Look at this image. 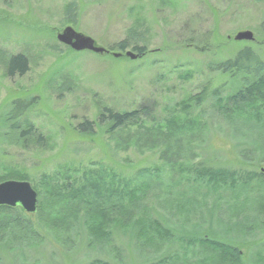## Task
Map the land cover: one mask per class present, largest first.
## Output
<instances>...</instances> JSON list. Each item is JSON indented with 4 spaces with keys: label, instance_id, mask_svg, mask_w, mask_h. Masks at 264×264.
I'll list each match as a JSON object with an SVG mask.
<instances>
[{
    "label": "rangeland",
    "instance_id": "374dc122",
    "mask_svg": "<svg viewBox=\"0 0 264 264\" xmlns=\"http://www.w3.org/2000/svg\"><path fill=\"white\" fill-rule=\"evenodd\" d=\"M67 27L110 53L94 55L62 45L57 35ZM244 31L253 40H234ZM125 38L145 47L144 55L135 60L113 57L126 53L116 48ZM246 48L264 64V0H0V178L26 177L37 193L38 207L42 203L45 209L42 221L39 208L35 214L19 209L32 228L30 236L42 245L25 247L20 256L14 250L17 241L7 242L10 236L2 234L0 264H90L97 259L105 264H155L163 258L168 243L135 248L117 228L112 229L111 247L92 248L79 226L81 212L75 220L68 218L66 229L62 216H54L60 207L46 209L60 195L51 192L56 174L71 172L75 188L102 176L108 184L105 188L101 183L102 188L126 194V185L131 186L139 171L157 168L165 187L150 189L146 208L153 207L155 216L170 219L176 229L202 225V214L190 210L193 202H181L190 195L189 170L206 166L237 174L264 168V160L257 166L256 159L238 155L233 142L241 135L215 112L213 97L200 107L189 101L205 86L221 98L230 93L231 74L213 68ZM126 51L136 54L132 46ZM19 54L28 59L29 69L10 77L8 59ZM106 109L139 117L112 134L108 121L100 118ZM21 117L33 128L20 138ZM171 119L201 128L171 133L166 130ZM87 121L91 132L79 129ZM112 180L116 185L111 188ZM61 182L68 183L64 178ZM204 194L205 189L197 190V200ZM218 196L221 217L228 200ZM215 198L211 194L204 200L211 205ZM141 215L138 211L135 216ZM208 215L206 211L205 222ZM7 218L0 214V222ZM47 219L56 224L49 225ZM258 219V228L250 222L244 243H233L241 249L242 264L254 261L250 251L264 256V216ZM199 258L188 255V263Z\"/></svg>",
    "mask_w": 264,
    "mask_h": 264
},
{
    "label": "trees",
    "instance_id": "16d2710c",
    "mask_svg": "<svg viewBox=\"0 0 264 264\" xmlns=\"http://www.w3.org/2000/svg\"><path fill=\"white\" fill-rule=\"evenodd\" d=\"M130 41L132 42L130 38H125L116 43V48L120 52H126L132 46V50L138 54V58L143 56L146 52L145 47L131 44ZM28 69L29 61L24 55L19 54L8 59V76H23ZM213 70L231 74L229 77L230 93L221 98L215 90L207 92L209 90L205 86L200 94L191 97L189 101L200 107L205 100H208L209 96L213 97L215 112L229 124L233 132L241 135L233 142L237 147L238 155L243 160L256 159L254 162L260 166L261 161L264 160V64L260 63L252 49L246 48L235 58L218 64ZM105 114L100 118L108 121L109 132L112 134L136 121L139 117L136 112L119 113L108 109L105 110ZM19 121L22 126L18 127L19 137L29 136L32 133V124L28 119L24 121L22 117ZM169 122L166 130L171 133L187 134L188 127L192 132L201 128V124L195 125L190 121L181 124L179 120L171 119ZM79 127L84 132L92 131L88 121ZM261 169L258 173L241 171L237 174L206 166L194 167L189 170L188 192L190 195L185 193L186 196L181 202L184 203L187 199L193 202L190 210L202 214L203 224L199 226L181 224L180 228L176 229L175 223L170 219L164 220L158 215L155 216L151 210L153 207L146 208L144 202L147 199L144 197L150 192V189L158 186L165 187L159 178L160 171L157 168L154 172L151 170L139 171L133 178L131 186L130 184L126 185V194L105 189L108 184L102 181V176L96 182L88 179L81 183L79 188H75L71 172H67L64 176L56 174L52 179L55 184L51 188V192L60 195L55 198L56 202L47 205L46 209L50 208L52 211L55 206L60 207L54 216H58V214L62 216L66 229L70 228L66 224L70 223L68 218H72L80 212L83 213L79 226L87 234V244L92 248L111 247L110 240L114 233L112 229L117 228L115 231L121 233L126 238V242L135 248L137 245L144 249L147 247L157 248L158 243H168L163 258L155 264H242L241 249L233 243L235 241L244 243L245 239L243 238L248 233L251 221L255 223L256 228L261 224L258 219L259 216H264V174L261 173ZM192 172L194 175L191 174ZM13 177L15 178L13 179ZM63 178L68 183L61 182ZM7 180L27 181L26 177L14 174L1 177L0 183ZM101 183H104L105 188L101 187ZM115 183L116 181L112 183V186H109L112 188L116 185ZM201 189H205V194L197 200V190ZM249 190L250 192L247 194ZM242 192L245 193V196L241 194ZM219 193L228 200L225 205V214L221 217L218 212L221 202ZM211 194L216 195V198L211 205H207L204 197L206 199ZM41 204L38 208L42 221L45 209ZM182 207L185 209V206L182 205ZM19 209V206L16 208L0 207V214L8 217L0 222V240H5L1 237L2 234L9 235L11 240L7 242L13 244L14 241H17L14 250L23 256L25 247L35 248L38 245L41 246L42 243L32 239L30 236L32 228ZM138 211L142 215L137 218L135 215ZM206 211L210 212V215L207 216L205 222ZM65 213L70 216H64ZM251 214L255 216L253 220L250 219ZM47 220L49 225L56 224L52 219ZM205 224H207L206 228ZM7 247L10 248L9 243L6 245ZM205 249L208 251L206 252ZM178 251H182L183 255H178ZM249 254L250 257L253 255L255 257L252 264H264V256L261 251L255 253L250 251ZM188 255L201 258L188 263ZM247 262H249L248 258ZM90 264H105V262L97 259Z\"/></svg>",
    "mask_w": 264,
    "mask_h": 264
},
{
    "label": "water",
    "instance_id": "95a60500",
    "mask_svg": "<svg viewBox=\"0 0 264 264\" xmlns=\"http://www.w3.org/2000/svg\"><path fill=\"white\" fill-rule=\"evenodd\" d=\"M253 34L249 31L239 32L234 38L236 41H251ZM57 40L76 52H91L97 55L109 54L110 51L98 47L91 38L75 32L72 28L67 27L61 34L57 35ZM113 57L120 58L123 55L130 60L138 58L137 53L126 51L125 54L112 53ZM264 174V168L261 169ZM20 207L28 214H35L38 209V197L33 187L26 181H5L0 183V207L16 208Z\"/></svg>",
    "mask_w": 264,
    "mask_h": 264
}]
</instances>
